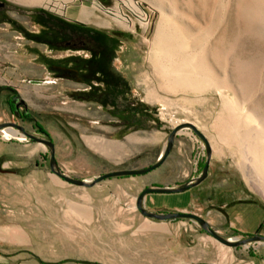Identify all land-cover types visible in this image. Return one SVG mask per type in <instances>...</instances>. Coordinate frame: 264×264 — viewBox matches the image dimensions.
Returning a JSON list of instances; mask_svg holds the SVG:
<instances>
[{
  "label": "rangeland",
  "instance_id": "obj_1",
  "mask_svg": "<svg viewBox=\"0 0 264 264\" xmlns=\"http://www.w3.org/2000/svg\"><path fill=\"white\" fill-rule=\"evenodd\" d=\"M0 2V124L53 142L58 170L90 181L154 164L169 133L191 123L211 161L198 199L175 212L201 217L226 239L264 236V216L258 232L239 236L218 208L264 209V0H74L91 6L82 24L65 20L68 5L58 0ZM65 25L116 37L114 65L128 90L107 113L75 97L85 86L54 78L50 64L87 57L48 44L51 30L71 37ZM5 88L25 105L18 114ZM14 132L0 134L10 150V163L0 162V264H98L100 245L82 235L121 221L134 233L146 219L136 209L141 191L190 182L206 157L183 129L158 169L81 188L50 171L46 146ZM149 221L170 229L169 251L155 245L154 264H264V242L228 248L194 222Z\"/></svg>",
  "mask_w": 264,
  "mask_h": 264
},
{
  "label": "crops",
  "instance_id": "obj_2",
  "mask_svg": "<svg viewBox=\"0 0 264 264\" xmlns=\"http://www.w3.org/2000/svg\"><path fill=\"white\" fill-rule=\"evenodd\" d=\"M50 0L49 3H52ZM57 1V0H56ZM68 5L64 12L65 20L82 24L90 20L91 6L88 4L71 5L74 0H58ZM46 2V1H45ZM9 144L0 139V162L10 163ZM200 187L191 188L177 194H148L143 201L144 208L154 213H169L179 211L181 208H188L198 199ZM224 210L229 218L228 228L239 236L252 235L259 231L261 218L264 216V209L258 205L246 207L244 205H221L218 207ZM139 229L133 233V226L124 222H114L113 226L103 225L96 231H89L85 240L89 244L100 245L101 250L96 256L98 264H154L155 245L161 246V251H169L170 229L168 226L158 225L145 219L138 225ZM156 233V235H155ZM117 245L119 249L115 246ZM135 245V252L133 251ZM104 247V248H103ZM84 260H91L90 257ZM92 262V261H91Z\"/></svg>",
  "mask_w": 264,
  "mask_h": 264
},
{
  "label": "flooded vegetation",
  "instance_id": "obj_3",
  "mask_svg": "<svg viewBox=\"0 0 264 264\" xmlns=\"http://www.w3.org/2000/svg\"><path fill=\"white\" fill-rule=\"evenodd\" d=\"M3 7L4 4L0 9ZM48 35L51 36L47 41L48 44L56 50L76 51L87 55V57H72L60 63L50 64L54 78L85 86L84 90L75 93V97L98 104L101 111L106 112L108 108L115 106V98L121 95L123 90H128L127 82L114 65L116 37L91 35L87 32L77 36L70 34L71 37L62 35L58 37L50 33ZM4 90L12 94L8 101L9 110L18 114L15 110L18 108L17 105L22 107L25 105L16 97L12 89Z\"/></svg>",
  "mask_w": 264,
  "mask_h": 264
},
{
  "label": "water",
  "instance_id": "obj_4",
  "mask_svg": "<svg viewBox=\"0 0 264 264\" xmlns=\"http://www.w3.org/2000/svg\"><path fill=\"white\" fill-rule=\"evenodd\" d=\"M3 4L0 3V6ZM183 129L191 130L204 144L206 157L204 161V165L199 177L192 179L190 182L181 185L175 188H167V187H147L141 191V193L136 198V209L146 219L155 220L158 222H165V221H174V220H188L191 222L196 223L208 236L214 239L217 243L228 247V248H237L240 246H244L250 243H258L264 242V236L261 235H253L251 237H247L244 239H226L219 235L216 231H214L209 224L203 220L201 217L191 214V213H182V212H169V213H154L147 211L143 206L144 198L148 194H177L185 192L191 188H195L203 183L207 176L209 165L211 161V146L206 139V137L197 130V128L191 123H184L181 125H177L168 135L167 143L164 147L160 158L152 165L138 170H120V171H113L109 173H105L95 177L90 181H81L75 178H71L63 173H61L57 168V162L54 157V144L53 142L46 140L44 138H37L29 133H27L23 127L15 124V123H3L0 124V134H2L3 130H13L19 132L23 137L28 138L34 142L42 144L49 149V168L52 173H54L57 177L62 179L64 182L81 187V188H92L93 186L105 181L110 180L112 178H123V177H138L146 175L156 169H158L166 160L168 155L170 154L173 148V142L175 137L177 136L178 132ZM45 137L48 138L47 135L43 134Z\"/></svg>",
  "mask_w": 264,
  "mask_h": 264
},
{
  "label": "trees",
  "instance_id": "obj_5",
  "mask_svg": "<svg viewBox=\"0 0 264 264\" xmlns=\"http://www.w3.org/2000/svg\"><path fill=\"white\" fill-rule=\"evenodd\" d=\"M60 24H61V26L64 25V23H62L61 21H60ZM65 26H67V25H65ZM59 27H60V25H59ZM66 28H68L69 32L73 36H77V35L83 34V32H87V33H89L91 35H103V33H101L100 31H97L95 29L81 27V26H77V25H70V26H67ZM61 30H63V29H61ZM48 31H49V29H48ZM51 32H53V33H51L53 36H59V33H60V32H54L52 30H51ZM41 133L45 134L43 131H41Z\"/></svg>",
  "mask_w": 264,
  "mask_h": 264
},
{
  "label": "bare ground",
  "instance_id": "obj_6",
  "mask_svg": "<svg viewBox=\"0 0 264 264\" xmlns=\"http://www.w3.org/2000/svg\"><path fill=\"white\" fill-rule=\"evenodd\" d=\"M19 1H21V0H19ZM27 1V0H26ZM29 1H33V2H31V3H41V1L42 0H29ZM30 4V3H29ZM178 47V46H177ZM173 48V47H172ZM183 49V48H182ZM191 69V68H190ZM190 69H189V71H190ZM190 73H191V71H190ZM183 75V74H182ZM187 75V74H186ZM6 133V134H8V135H11V136H15L16 135V132H14V131H12V130H3L2 131V133Z\"/></svg>",
  "mask_w": 264,
  "mask_h": 264
}]
</instances>
